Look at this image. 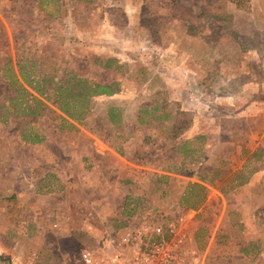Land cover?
Wrapping results in <instances>:
<instances>
[{"label":"rangeland","instance_id":"1","mask_svg":"<svg viewBox=\"0 0 264 264\" xmlns=\"http://www.w3.org/2000/svg\"><path fill=\"white\" fill-rule=\"evenodd\" d=\"M260 57L264 0H0V264H82L147 211L264 264Z\"/></svg>","mask_w":264,"mask_h":264},{"label":"built area","instance_id":"2","mask_svg":"<svg viewBox=\"0 0 264 264\" xmlns=\"http://www.w3.org/2000/svg\"><path fill=\"white\" fill-rule=\"evenodd\" d=\"M181 221L167 222L153 212L134 219L105 251H86L82 264H202L201 252Z\"/></svg>","mask_w":264,"mask_h":264},{"label":"crops","instance_id":"3","mask_svg":"<svg viewBox=\"0 0 264 264\" xmlns=\"http://www.w3.org/2000/svg\"><path fill=\"white\" fill-rule=\"evenodd\" d=\"M260 60H264V58H262V57H260ZM264 63V62H263ZM90 117H88V118H86V120H89L90 121V119H89ZM72 122V121H71ZM86 122V121H85ZM88 125H91V124H88ZM87 129L88 130H90V126H88L87 127ZM98 136V135H97ZM36 138V137H35ZM40 140V139H39ZM97 140H99V142L101 143V144H103L105 147H106V149H109L113 154H115L116 156H120L121 157V154L119 153V152H117V150L116 149H113V148H110L109 146H106L105 144H104V142L102 141V140H100V139H97ZM32 142H37V140L35 139V141H32ZM39 142V141H38ZM37 142V143H38ZM95 143H93L92 144V142L90 143V147L91 148H93L91 151H92V156L93 155H104V156H106V152H107V150H102V149H98V145L96 144L95 146ZM108 154V153H107ZM92 157H90V159H91ZM262 177V176H264V170H262V171H259L258 173H256V174H254L251 178H250V180H246L245 182H243L242 184H241V186L244 184V185H246V184H248L249 183V181H252V183H253V179H256L257 177ZM204 178H206V176L204 177ZM201 179H203V178H201ZM203 180H206L207 182H205V183H208L207 185H208V187L209 188H211V189H214V187H213V182H210V180H207V179H203ZM204 182V181H203ZM246 183V184H245Z\"/></svg>","mask_w":264,"mask_h":264},{"label":"trees","instance_id":"4","mask_svg":"<svg viewBox=\"0 0 264 264\" xmlns=\"http://www.w3.org/2000/svg\"><path fill=\"white\" fill-rule=\"evenodd\" d=\"M82 82V80H80V83ZM83 83V82H82ZM96 93L98 94H100L101 93V95H113V91L110 89V87H106V86H101V85H99V86H97L96 87ZM64 112V114H66L68 117H70L71 119H73V120H77L78 118H77V116H75V114L74 113H71V112H68V111H63ZM202 191H205V188H203V187H199ZM205 193V192H204Z\"/></svg>","mask_w":264,"mask_h":264}]
</instances>
